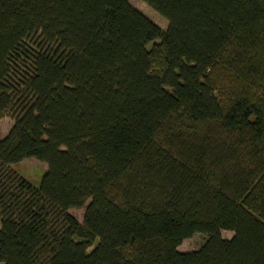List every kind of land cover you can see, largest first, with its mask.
<instances>
[{
  "label": "trees",
  "instance_id": "obj_1",
  "mask_svg": "<svg viewBox=\"0 0 264 264\" xmlns=\"http://www.w3.org/2000/svg\"><path fill=\"white\" fill-rule=\"evenodd\" d=\"M141 1L0 0V263L264 264V0Z\"/></svg>",
  "mask_w": 264,
  "mask_h": 264
},
{
  "label": "rangeland",
  "instance_id": "obj_2",
  "mask_svg": "<svg viewBox=\"0 0 264 264\" xmlns=\"http://www.w3.org/2000/svg\"><path fill=\"white\" fill-rule=\"evenodd\" d=\"M128 3L140 11L143 15H145L148 19H150L153 23H155L161 30H164L166 27V20L157 14L154 10H152L147 4L142 2L141 0H127ZM150 43L147 44L149 46ZM22 71L21 68L16 67V73L18 74ZM21 73V72H20ZM18 103L13 107L12 110L6 111L3 116L0 118V139L5 136L10 125L12 124L13 117L17 114L19 107ZM45 164L41 163L34 158H26L21 160L18 163L12 164L8 166V169L13 172L18 177L24 179L26 182L30 184L32 187H37L39 184L40 177L42 173L45 171ZM69 215H71L77 222H81L82 219V209H70L67 211ZM231 233L227 231H221L220 236L223 239H229L231 237ZM204 236L201 234H194L188 239H185L181 242V244L177 247V251L179 252H189L197 249L201 246L204 241ZM2 264V263H0Z\"/></svg>",
  "mask_w": 264,
  "mask_h": 264
}]
</instances>
